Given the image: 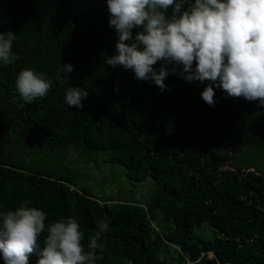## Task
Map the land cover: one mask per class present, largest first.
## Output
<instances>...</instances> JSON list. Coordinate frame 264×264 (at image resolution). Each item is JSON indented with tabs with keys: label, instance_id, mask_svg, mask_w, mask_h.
Returning a JSON list of instances; mask_svg holds the SVG:
<instances>
[{
	"label": "trees",
	"instance_id": "obj_1",
	"mask_svg": "<svg viewBox=\"0 0 264 264\" xmlns=\"http://www.w3.org/2000/svg\"><path fill=\"white\" fill-rule=\"evenodd\" d=\"M50 1L44 25L35 0H0V32L16 33L18 56L0 66V211L27 200L46 226L75 217L85 250L108 218L98 264H264V107L219 88L209 106L203 84L176 74L164 91L137 80L104 63L117 40L106 0ZM64 63L74 66L67 75ZM23 68L53 83L20 107ZM72 85L88 90L82 109L64 103ZM99 160L123 165L134 181L150 178L149 200L93 196L78 179Z\"/></svg>",
	"mask_w": 264,
	"mask_h": 264
},
{
	"label": "clouds",
	"instance_id": "obj_2",
	"mask_svg": "<svg viewBox=\"0 0 264 264\" xmlns=\"http://www.w3.org/2000/svg\"><path fill=\"white\" fill-rule=\"evenodd\" d=\"M106 9L117 40L115 54L105 57V64L131 70L137 80H151L161 91L167 88L169 74L196 81L204 85L200 96L209 106H214V89L219 88L228 97H243L264 107V0H106ZM15 40L13 31L0 32V66L18 59ZM73 67L64 63L61 71L67 75ZM14 83L24 107L44 98L53 82L44 72L23 68ZM87 96V89L72 85L63 100L82 109ZM29 204L25 200L14 210L0 211L4 264H28V254L34 252L40 257L37 264L102 260L97 241L109 229L108 218L98 223L85 250L75 217L46 226V213ZM45 232L41 246L38 237Z\"/></svg>",
	"mask_w": 264,
	"mask_h": 264
},
{
	"label": "rangeland",
	"instance_id": "obj_3",
	"mask_svg": "<svg viewBox=\"0 0 264 264\" xmlns=\"http://www.w3.org/2000/svg\"><path fill=\"white\" fill-rule=\"evenodd\" d=\"M35 2L40 11L42 23L49 24L55 12V2L50 0H35ZM46 16L47 20H45ZM262 151L264 152V146ZM258 164L264 167L261 163ZM81 173L83 176L79 177L78 183L97 198L112 196L122 201L144 204L149 200L154 189V182L150 178L144 181L129 179L125 176L124 166L113 162L102 160H99V163L92 162Z\"/></svg>",
	"mask_w": 264,
	"mask_h": 264
}]
</instances>
